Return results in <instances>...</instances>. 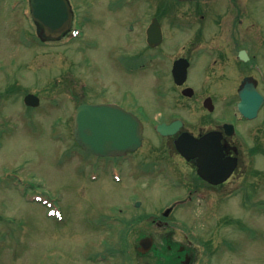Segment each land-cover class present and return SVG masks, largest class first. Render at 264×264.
Wrapping results in <instances>:
<instances>
[{"label":"rangeland","instance_id":"rangeland-1","mask_svg":"<svg viewBox=\"0 0 264 264\" xmlns=\"http://www.w3.org/2000/svg\"><path fill=\"white\" fill-rule=\"evenodd\" d=\"M69 2L77 8L74 22L81 32L65 44L60 43L66 39L40 42L36 28L21 15L23 3L9 0L16 16L0 7V83L14 97V104L4 102L0 112V264H156L135 250L125 255L124 240L117 233L109 238L105 231L110 229L99 221L118 209L130 219L142 212L155 215L184 190L172 188L173 178H131L126 161L116 180L113 170L103 168L110 158L77 146L73 122L80 102L114 99L130 109L162 107L154 91L170 86L169 80L159 82L162 77L153 69L140 72L135 58L157 7L164 11L162 26L172 34L189 26V0ZM255 16L264 23V13L257 9ZM27 90L42 98L38 108L24 104ZM255 189L244 191L249 204L241 205L243 192L233 182L224 193L209 195L198 210L184 205L170 216L167 228L173 239L191 241L197 249L193 264H264V183ZM253 203L258 204L256 214L243 218L240 210L251 211ZM50 205L62 216L50 215ZM225 213L238 214L240 223L228 221L217 229ZM151 214L128 236L135 239L140 228L165 231L149 222ZM211 238L209 250L218 248L210 258L204 240ZM100 251L103 258L92 261Z\"/></svg>","mask_w":264,"mask_h":264},{"label":"flooded vegetation","instance_id":"flooded-vegetation-1","mask_svg":"<svg viewBox=\"0 0 264 264\" xmlns=\"http://www.w3.org/2000/svg\"><path fill=\"white\" fill-rule=\"evenodd\" d=\"M27 1L30 4V0ZM0 7L10 11L12 16L18 14L10 9L9 0H0ZM186 7L189 10V26L172 34L163 27L160 44L148 42L146 28L140 52L135 58L140 72L153 69L151 71L162 77L159 82L169 80L170 86L154 91L162 107L146 111L140 106L126 108L119 100L104 101L117 103L140 118L143 123L141 146L121 155L93 154L112 159L108 164L114 168L117 164L121 167L126 161V173L134 179L155 175L166 180L173 178L172 188L179 187L180 191H184L164 206L172 208L169 217L184 205L198 210L206 197L209 199L213 193H224L233 182L241 191H255L256 184L264 183V23L261 24L255 16L257 9L264 13V0H189ZM156 11L160 16L164 13L158 7ZM74 21L75 18L65 32L66 36L71 34ZM179 61L187 64V73L181 83L175 80L173 72L176 62L182 65ZM16 84L14 79V88ZM243 91L245 94L241 96ZM11 93L9 87L1 89L0 83V112L5 108L2 107L4 102L14 104ZM242 98H246L243 110L239 105ZM162 124L170 126L173 131L162 133L158 129ZM182 136L197 140L205 138V144L217 146V154L213 158H237L238 165L232 175L218 184L204 179L198 172L197 158L201 157H186L178 149L176 142ZM79 148L85 151L81 146ZM97 168L95 166L94 170ZM140 188L145 189L146 186ZM243 204H249L245 197ZM252 205L251 211L240 210L243 218L256 214L258 204ZM205 210L210 212L208 207ZM161 212L153 215L151 222L167 228L169 217ZM113 216L111 213L108 218ZM147 216V213L143 214L144 218ZM227 216L238 223L241 221L238 214L225 213L224 218ZM224 218L222 216L217 221L218 225L223 224ZM105 221L110 226L114 225L109 231V238L115 237V227L119 226L122 237L128 240L131 219L127 216L121 218V225L115 224L116 221ZM145 236L154 238L149 252L166 263L192 264L197 249L191 241L183 244V241L173 239L168 228L159 234L141 229L135 238ZM139 256L144 255L139 253ZM166 256L171 257L168 259Z\"/></svg>","mask_w":264,"mask_h":264},{"label":"water","instance_id":"water-1","mask_svg":"<svg viewBox=\"0 0 264 264\" xmlns=\"http://www.w3.org/2000/svg\"><path fill=\"white\" fill-rule=\"evenodd\" d=\"M31 6L35 21L44 27L41 35L43 39L58 37L70 25L72 11L67 0H32ZM148 36L152 44L162 41L161 26L157 18H153ZM179 62L182 65L179 66L176 62L173 72L175 80L181 83L187 73V64ZM244 92H241L242 96ZM25 101L31 105L39 104V98L34 94H28ZM170 128L162 124L160 130L163 133H171L173 130ZM74 134L78 143L87 151L100 155H116L135 150L141 145L143 125L135 114L121 106L107 103H83L77 107ZM176 143L186 157L195 155L201 157L197 158L199 173L211 182L224 181L237 166V158L227 160L213 158L217 154V146L205 144V138L197 140L182 136ZM170 210L168 208L165 215H168ZM152 245V237H145L140 240L139 250L147 252Z\"/></svg>","mask_w":264,"mask_h":264}]
</instances>
